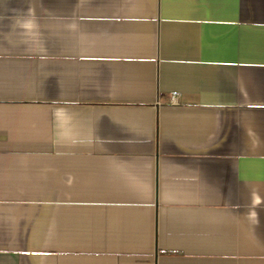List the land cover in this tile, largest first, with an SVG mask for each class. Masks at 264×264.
I'll return each instance as SVG.
<instances>
[{
	"label": "crops",
	"instance_id": "obj_1",
	"mask_svg": "<svg viewBox=\"0 0 264 264\" xmlns=\"http://www.w3.org/2000/svg\"><path fill=\"white\" fill-rule=\"evenodd\" d=\"M0 264H264V0H0Z\"/></svg>",
	"mask_w": 264,
	"mask_h": 264
},
{
	"label": "built area",
	"instance_id": "obj_2",
	"mask_svg": "<svg viewBox=\"0 0 264 264\" xmlns=\"http://www.w3.org/2000/svg\"><path fill=\"white\" fill-rule=\"evenodd\" d=\"M171 101H172V102H177V101H178V96L175 95V94H173V95L171 96Z\"/></svg>",
	"mask_w": 264,
	"mask_h": 264
}]
</instances>
